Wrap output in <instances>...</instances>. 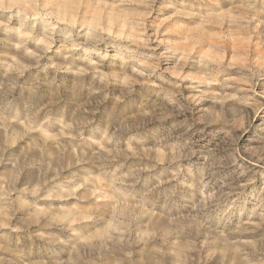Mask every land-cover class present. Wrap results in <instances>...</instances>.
Instances as JSON below:
<instances>
[{"label": "rangeland", "instance_id": "obj_1", "mask_svg": "<svg viewBox=\"0 0 264 264\" xmlns=\"http://www.w3.org/2000/svg\"><path fill=\"white\" fill-rule=\"evenodd\" d=\"M0 264H264V0H0Z\"/></svg>", "mask_w": 264, "mask_h": 264}]
</instances>
